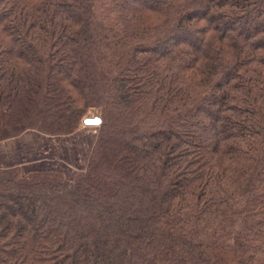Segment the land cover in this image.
Wrapping results in <instances>:
<instances>
[{
	"label": "trees",
	"instance_id": "1",
	"mask_svg": "<svg viewBox=\"0 0 264 264\" xmlns=\"http://www.w3.org/2000/svg\"><path fill=\"white\" fill-rule=\"evenodd\" d=\"M92 106L83 175L0 167V264H264V0H0V140Z\"/></svg>",
	"mask_w": 264,
	"mask_h": 264
},
{
	"label": "rangeland",
	"instance_id": "2",
	"mask_svg": "<svg viewBox=\"0 0 264 264\" xmlns=\"http://www.w3.org/2000/svg\"><path fill=\"white\" fill-rule=\"evenodd\" d=\"M95 114L102 117V109L92 106L84 117ZM99 125H85L82 119V122L70 133L49 134L30 128L1 139L0 141H12L13 156L17 161L1 167H20L25 172L56 170L63 172L69 179L77 178L85 173L88 166L100 132Z\"/></svg>",
	"mask_w": 264,
	"mask_h": 264
},
{
	"label": "crops",
	"instance_id": "3",
	"mask_svg": "<svg viewBox=\"0 0 264 264\" xmlns=\"http://www.w3.org/2000/svg\"><path fill=\"white\" fill-rule=\"evenodd\" d=\"M12 144L9 140L0 141V167L17 163L16 157L13 156Z\"/></svg>",
	"mask_w": 264,
	"mask_h": 264
},
{
	"label": "water",
	"instance_id": "4",
	"mask_svg": "<svg viewBox=\"0 0 264 264\" xmlns=\"http://www.w3.org/2000/svg\"><path fill=\"white\" fill-rule=\"evenodd\" d=\"M102 121V118L99 114L88 115L83 118V123L85 125H99Z\"/></svg>",
	"mask_w": 264,
	"mask_h": 264
}]
</instances>
